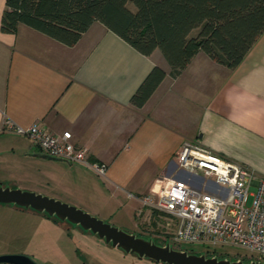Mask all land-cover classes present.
<instances>
[{"label":"crops","instance_id":"1","mask_svg":"<svg viewBox=\"0 0 264 264\" xmlns=\"http://www.w3.org/2000/svg\"><path fill=\"white\" fill-rule=\"evenodd\" d=\"M5 8L0 0V174H21L33 185L23 191L91 214L138 216L140 196L187 182L176 159L185 142L248 167L254 186L264 179V34L234 70L200 52L173 77L160 50L145 56L100 22L69 47L26 25L3 32ZM155 67L167 76L137 109L130 100ZM10 123L70 132L91 161L107 166L105 175L42 157ZM40 216L49 225L57 219Z\"/></svg>","mask_w":264,"mask_h":264},{"label":"trees","instance_id":"2","mask_svg":"<svg viewBox=\"0 0 264 264\" xmlns=\"http://www.w3.org/2000/svg\"><path fill=\"white\" fill-rule=\"evenodd\" d=\"M96 22L145 56L160 50L173 77L200 52L234 70L264 34V0H6L1 30L15 33L26 25L72 47ZM166 76L164 69L155 67L131 105L142 108ZM213 253L219 259L238 258L219 249Z\"/></svg>","mask_w":264,"mask_h":264},{"label":"built area","instance_id":"3","mask_svg":"<svg viewBox=\"0 0 264 264\" xmlns=\"http://www.w3.org/2000/svg\"><path fill=\"white\" fill-rule=\"evenodd\" d=\"M9 125L44 155L82 165L97 175L107 171L105 164L89 159L87 149L72 142L70 132L58 136L37 125ZM176 159L179 171L192 180H171L159 195L138 198L142 204L138 216L144 211L152 214L159 244L186 252L199 246L205 255L217 249L241 248L250 255L237 260L246 257L248 262L263 263L264 179L254 186V172L248 167L227 160L198 142H185ZM164 217L167 220L162 221ZM215 254L212 257H217Z\"/></svg>","mask_w":264,"mask_h":264},{"label":"rangeland","instance_id":"4","mask_svg":"<svg viewBox=\"0 0 264 264\" xmlns=\"http://www.w3.org/2000/svg\"><path fill=\"white\" fill-rule=\"evenodd\" d=\"M129 7L135 10L134 5ZM196 33L197 31L193 32ZM180 176L187 182L192 180L191 176L185 173H181ZM0 186L22 190L33 187L27 179L21 177V174L14 176L0 174ZM54 199L69 204L67 200H61L62 198ZM77 208L89 213L85 209ZM89 214L131 234H137L144 230V227L149 228L144 215L126 214L125 211H115V208L101 215ZM43 220L40 213L32 209L0 203V256L25 255L36 264H163L127 254L92 232L67 221L52 220L54 225H49ZM165 220L166 217L162 218V221ZM152 228L153 226H150V229ZM192 248L196 253H203L199 246ZM219 251L231 259L250 255L248 251L234 247Z\"/></svg>","mask_w":264,"mask_h":264},{"label":"water","instance_id":"5","mask_svg":"<svg viewBox=\"0 0 264 264\" xmlns=\"http://www.w3.org/2000/svg\"><path fill=\"white\" fill-rule=\"evenodd\" d=\"M42 157L57 160L47 155ZM0 203L12 204L21 208L32 209L39 213H45L49 217H55L60 221H67L80 226L86 231L97 235L106 243L119 248L130 255H136L141 259H149L163 264H264L261 262H243L242 260L231 261L218 257H207L205 254H194L179 251L170 246H162L152 240L137 237L120 230L96 217L78 209L75 206L63 203L53 198L45 197L34 192L23 191L0 186ZM0 264H36L30 257L25 255L0 256Z\"/></svg>","mask_w":264,"mask_h":264},{"label":"flooded vegetation","instance_id":"6","mask_svg":"<svg viewBox=\"0 0 264 264\" xmlns=\"http://www.w3.org/2000/svg\"><path fill=\"white\" fill-rule=\"evenodd\" d=\"M147 225H149V228L147 227H144V230H141L140 232H138L137 234H135L137 237H141V238H145L147 240H152L154 243L159 244V240L156 238V234H155V231L154 229H150V226L154 227V223L148 221L147 222ZM126 253V252H125Z\"/></svg>","mask_w":264,"mask_h":264}]
</instances>
